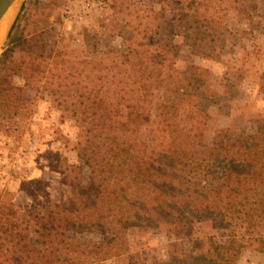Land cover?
<instances>
[{"label": "trees", "instance_id": "trees-1", "mask_svg": "<svg viewBox=\"0 0 264 264\" xmlns=\"http://www.w3.org/2000/svg\"><path fill=\"white\" fill-rule=\"evenodd\" d=\"M151 1L161 14L175 13L193 54L215 61L225 36L239 34L230 18L261 24L254 20L258 0ZM37 4L30 0L0 54V102L10 89L23 92L15 76L47 97L75 120L73 149L89 174L83 182L82 166L63 170L61 185L70 190L61 202L48 188L21 213L3 199L0 264H135L127 251L131 230L159 232L182 220L206 223L212 234L200 256L175 251L168 264H240L243 250L264 255V118L251 128L209 133L210 109L236 98L243 74L220 93L207 69L192 64L178 71L179 46L162 42L163 24L153 11L135 0H112L104 29L111 41L122 39L120 46L104 45L91 62L73 49L56 50L52 69L61 73L47 76L46 46L27 30ZM131 7L138 9L136 25L125 15ZM94 227L97 236L90 234Z\"/></svg>", "mask_w": 264, "mask_h": 264}, {"label": "rangeland", "instance_id": "rangeland-1", "mask_svg": "<svg viewBox=\"0 0 264 264\" xmlns=\"http://www.w3.org/2000/svg\"><path fill=\"white\" fill-rule=\"evenodd\" d=\"M38 1L36 17L27 30L37 34L40 45L46 46V60L41 65L45 75L57 79L61 73V70L58 73L52 69L56 50L64 55L67 49H73L80 60L91 62L100 52L106 51L104 45L120 46L122 39L114 37L111 41L104 29L114 13L112 0ZM135 2H142L150 11L147 13L151 14L152 10L157 22L163 24L162 42L179 46L178 71H184L192 64L207 69L211 86L220 93L232 76L243 74L245 77L236 98L210 109L213 116L209 126L211 137L229 126L254 127L256 120L264 118V94L261 92L264 88V0H258L260 8L254 15L255 23L261 20L260 25L236 17L229 19L228 24L239 30V34L225 36V46L218 61L192 53L184 43L185 27L175 13L168 10L161 14V7L151 0ZM29 4L30 0L18 1L15 15L0 39V54L8 43L6 38L14 18L20 9L18 17L22 18ZM130 9L126 18L136 25L138 9ZM24 24L25 20L21 26ZM13 84L22 87L23 92L10 89L6 99L0 102V204L7 198L21 213L42 199L41 188H48L53 200L63 201L70 189L61 185V173L71 165L83 167V182L87 181L89 171L73 149L79 137L75 120L54 108L47 97H37L30 84L19 76L14 77ZM20 96L22 99L18 100ZM73 176L70 173L69 179ZM99 232L96 227L90 229L92 236ZM210 234L208 224L186 225L184 220L172 229L159 232L133 229L127 236V251L135 264H168L175 251L200 256ZM240 264H264V255L243 250Z\"/></svg>", "mask_w": 264, "mask_h": 264}, {"label": "water", "instance_id": "water-1", "mask_svg": "<svg viewBox=\"0 0 264 264\" xmlns=\"http://www.w3.org/2000/svg\"><path fill=\"white\" fill-rule=\"evenodd\" d=\"M18 1L19 0H0V22L3 19V17L5 16V14L7 13V11L12 6H14V11H13V17H14V15H15V7H16ZM20 12H21V9H20L19 13L16 15V17L14 18V20H13L11 26H10V29H9L8 34H7L6 42L8 40V36H9L13 26L15 25V23H16V21L18 19V16H19ZM13 17H12V19H13ZM12 19H11V21H12ZM8 26H9V24H8ZM8 26H7V28H8Z\"/></svg>", "mask_w": 264, "mask_h": 264}, {"label": "bare ground", "instance_id": "bare-ground-1", "mask_svg": "<svg viewBox=\"0 0 264 264\" xmlns=\"http://www.w3.org/2000/svg\"><path fill=\"white\" fill-rule=\"evenodd\" d=\"M13 11H14V6H12L7 13L5 14V16L3 17V19L0 22V39H2L1 37L3 36L2 34H4L5 29L7 28L8 24L10 23L12 17H13ZM2 41V40H0Z\"/></svg>", "mask_w": 264, "mask_h": 264}]
</instances>
